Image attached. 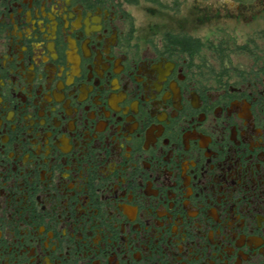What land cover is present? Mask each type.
Masks as SVG:
<instances>
[{"label":"flooded vegetation","instance_id":"flooded-vegetation-1","mask_svg":"<svg viewBox=\"0 0 264 264\" xmlns=\"http://www.w3.org/2000/svg\"><path fill=\"white\" fill-rule=\"evenodd\" d=\"M0 264H264V0H0Z\"/></svg>","mask_w":264,"mask_h":264},{"label":"rangeland","instance_id":"rangeland-1","mask_svg":"<svg viewBox=\"0 0 264 264\" xmlns=\"http://www.w3.org/2000/svg\"><path fill=\"white\" fill-rule=\"evenodd\" d=\"M135 14L137 16V24L140 27L144 26L143 31L145 33L157 36H163L165 32L175 33L179 31L182 27L178 25L172 24L175 28L166 27L171 23V21H175L176 18H173L169 13H159L158 11L144 10V8L140 10H135Z\"/></svg>","mask_w":264,"mask_h":264}]
</instances>
